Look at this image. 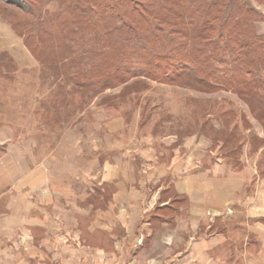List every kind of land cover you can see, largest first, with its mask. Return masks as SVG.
<instances>
[{"label":"rangeland","instance_id":"rangeland-1","mask_svg":"<svg viewBox=\"0 0 264 264\" xmlns=\"http://www.w3.org/2000/svg\"><path fill=\"white\" fill-rule=\"evenodd\" d=\"M6 1L0 0V264H126L129 258L131 264H175L176 254L186 251V214L173 227L159 221L171 217L176 196L166 177L161 194L142 186V169L159 175L167 161L180 159L179 172L210 160L232 186L253 174L263 177V67L251 68L250 78L262 84L253 80L249 87L210 90L128 77L102 92L74 90L59 61L42 62L27 47L22 26L33 22L37 32V16ZM55 3L51 11L59 10ZM249 4L261 15L255 30L262 35L264 4ZM54 51L62 55L59 46ZM147 176L153 180L155 173ZM124 183L141 191L153 212L140 223V237L122 226L126 211L131 223L140 220L134 218L140 204L125 199ZM160 199L168 206L160 207ZM111 209L122 215L113 219ZM232 211L228 206L225 214ZM252 245L235 247L237 256L224 264L257 259L258 244ZM197 255L207 257L201 250Z\"/></svg>","mask_w":264,"mask_h":264},{"label":"trees","instance_id":"trees-1","mask_svg":"<svg viewBox=\"0 0 264 264\" xmlns=\"http://www.w3.org/2000/svg\"><path fill=\"white\" fill-rule=\"evenodd\" d=\"M20 1L6 2L37 16V32L33 22L22 26L27 47L42 62L59 61L74 90L102 92L128 77L210 90L261 83L250 78L251 68L264 69V34L249 0ZM58 46L60 57L52 55Z\"/></svg>","mask_w":264,"mask_h":264},{"label":"crops","instance_id":"crops-1","mask_svg":"<svg viewBox=\"0 0 264 264\" xmlns=\"http://www.w3.org/2000/svg\"><path fill=\"white\" fill-rule=\"evenodd\" d=\"M180 161L178 159L174 165L167 161V165L164 164L166 172H161L159 175H157V169H151L149 166L144 167L142 170L145 173L142 174L145 177V183L141 184L148 189L151 187L158 195L165 191L159 183L163 181L164 177L168 178L169 189L176 199L172 200L171 217L161 216L159 218L163 224L176 226L179 215L186 214L188 239L186 240L187 244L183 247L186 251L176 254L178 259L175 260V264H224L225 261L230 262L231 257L237 256L235 253L237 250L234 249L235 247L239 248L238 245L242 243H245L246 249L252 243L254 246L258 244L257 259H249L247 264H264V259H262L264 258L262 254L264 253V243L260 229L257 227L258 224L261 225L264 232V214H262L264 212V176L259 177L253 174L250 179L243 177L232 186L230 183L232 179L219 177L218 168L210 160L204 161L203 164H193L189 170L184 169V171L178 172L179 167H182ZM128 162L131 169L135 168L133 159H129ZM153 162L157 163L158 161ZM176 169L178 170L176 171ZM152 172L155 173L153 180L147 176ZM122 193L125 199L128 198V201L137 200L140 204L138 209H134V218L138 217L140 220L131 223L130 220L133 216L126 211L123 213L122 226L125 228V232L126 230L128 232V227L131 226L132 233L140 237L142 233L139 228L140 223L148 221L153 216L151 207L143 204V193L139 190H132L131 183H127V185L124 183ZM161 202L160 207L163 208L168 206L170 201ZM228 206L233 208L231 215L225 214ZM111 210L109 213L112 214L113 219L122 215L115 209ZM138 212L141 213L138 214ZM207 213L212 214L214 220L207 216ZM43 230L47 233L53 229L44 226ZM131 248L132 245L129 244L125 245L123 250L124 252L130 251ZM225 249L228 252H225ZM199 250L207 255L203 260L197 255ZM184 253L187 254L186 257L184 256L185 258L182 257L185 255ZM224 253L229 254L230 257H225ZM260 255H262L261 258ZM65 260L68 261L66 258ZM124 262L131 264L132 260L129 258ZM235 263H237L236 258L233 264Z\"/></svg>","mask_w":264,"mask_h":264}]
</instances>
